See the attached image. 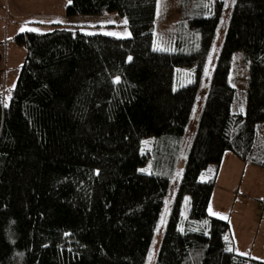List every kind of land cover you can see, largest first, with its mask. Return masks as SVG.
<instances>
[{
    "label": "trees",
    "instance_id": "16d2710c",
    "mask_svg": "<svg viewBox=\"0 0 264 264\" xmlns=\"http://www.w3.org/2000/svg\"><path fill=\"white\" fill-rule=\"evenodd\" d=\"M190 1L176 51L152 46L157 0H68V18L124 16L128 37L61 23L14 36L25 59L0 93V264H145L224 5L193 0L187 11ZM235 51L248 63L240 112ZM176 67L193 80L174 90ZM260 127L264 0H234L155 264H264L234 251L228 220L207 213L214 176L200 178L225 152L264 169Z\"/></svg>",
    "mask_w": 264,
    "mask_h": 264
},
{
    "label": "rangeland",
    "instance_id": "374dc122",
    "mask_svg": "<svg viewBox=\"0 0 264 264\" xmlns=\"http://www.w3.org/2000/svg\"><path fill=\"white\" fill-rule=\"evenodd\" d=\"M208 1L206 2L207 5L214 3V0ZM180 3L181 0H157L152 40L154 49L166 51L177 50L176 29L178 22L181 20ZM233 3L234 0H224L221 20L217 26L208 54L192 112L181 142L176 166L170 178L169 187L156 223L154 236L145 264H155L163 234L176 198L177 188L183 174L191 139L200 117L207 87L224 39ZM67 4L68 0H0V93L5 89L7 96V89L10 91L14 86L20 66L25 59V48L14 42V36L22 32V28L34 29L32 31L36 32H47L52 28L50 22L54 21L52 23H61L67 28H78L88 34L103 33L120 37L130 36V31L127 28L125 23L126 18L124 16L111 13L107 15H78L70 17L72 19H69L65 16ZM194 6V1L191 0L186 7L187 11ZM247 69L248 63L243 57V53L241 51H235L232 54L229 74L230 84L236 89L231 106L232 112H240L241 109H244L248 78ZM192 80L193 71L191 68L176 67L172 87L176 90L192 82ZM260 130L264 131V127L262 129L260 127ZM157 139L158 137L156 136L142 139L145 142L144 147L151 149L152 144L157 142ZM229 153L225 155V157L229 155L225 159L232 157ZM236 169L237 167L235 166H229L218 176L217 183L214 184L210 197L207 213L208 215L228 220L230 224V235L228 234L227 237H229V240L232 239L233 248L236 253L264 261V225L259 224L257 221L261 213V208H256V205L263 206L264 201L262 203L261 201H256V203L252 202L250 198L244 195L245 191L242 187L237 196L232 195L238 186L237 181L239 176L235 181L237 176ZM252 170L259 172L256 175L252 174V177L250 175L245 176L241 184L251 189L263 185L262 189L264 190V169ZM140 171L149 173V165L141 167ZM201 179L204 180L203 176H201ZM189 202V196L185 195L182 200L181 220L178 225L180 229H182V225L187 217ZM249 216L254 217L257 222V225L253 229L247 225L246 220ZM256 226L257 231L255 234L254 230Z\"/></svg>",
    "mask_w": 264,
    "mask_h": 264
},
{
    "label": "crops",
    "instance_id": "0c3cea01",
    "mask_svg": "<svg viewBox=\"0 0 264 264\" xmlns=\"http://www.w3.org/2000/svg\"><path fill=\"white\" fill-rule=\"evenodd\" d=\"M49 17H51V16H49ZM69 19H72V18H69ZM52 22H54V21H52ZM52 22H50V23H52ZM227 153L228 152H225L224 153V156H223V158H222V160H221V162H220V164L218 166L217 165H214V164L208 165L206 167V169L200 175V178H201V176H203L204 180H208L209 178H211V177L214 176V184H215V183H217L218 176L223 173V170L225 168H228L229 166H235V167H237V169L235 171V172H237L236 173L237 176H236L235 181L237 180V177L238 176H239V179L237 181L238 182V186H237V188L235 190L233 189L234 192H233L232 195L237 196V194L240 191V188L242 187L243 190L245 191L244 195L246 197L250 198L252 200V202H255L256 203V201H261V203H262V201H264V190L262 189V186L263 185H260L259 187L256 186L255 188L251 189V188H248L245 185H242L241 184L242 179H244L245 176L250 175L252 177L253 176L252 174H254V175L258 174L259 171H253L252 169H259V168L254 167V166H250V165L245 164V163H242L235 156H233L231 153H229V154L232 157H230L228 159H225L226 157L229 156V155H227L225 157V155ZM227 192L229 193L228 190H227ZM260 197H263V198H260ZM208 207H209V204H208ZM258 207L261 208L260 209L261 210V213L259 214V217H258L257 221L259 222V224H263L264 225V205L263 206L256 205V208H258ZM246 221H247V225L250 228H252V229H253V227L255 225H257V222H256L255 218L252 217V216H249V218ZM254 231H255V234H256L257 226H256V228H255ZM229 235H230V233H229Z\"/></svg>",
    "mask_w": 264,
    "mask_h": 264
},
{
    "label": "snow or ice",
    "instance_id": "6c2138e0",
    "mask_svg": "<svg viewBox=\"0 0 264 264\" xmlns=\"http://www.w3.org/2000/svg\"><path fill=\"white\" fill-rule=\"evenodd\" d=\"M125 23H127V21H125ZM25 30H34V29H26V28L21 29V31H25ZM117 82H118V80H117ZM241 111H243V109H241ZM213 215H215V213H213ZM225 239H227V238H225ZM228 250L231 251V248H229Z\"/></svg>",
    "mask_w": 264,
    "mask_h": 264
}]
</instances>
